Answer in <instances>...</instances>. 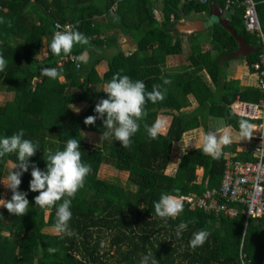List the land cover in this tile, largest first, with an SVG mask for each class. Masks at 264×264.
I'll list each match as a JSON object with an SVG mask.
<instances>
[{
	"label": "trees",
	"instance_id": "obj_1",
	"mask_svg": "<svg viewBox=\"0 0 264 264\" xmlns=\"http://www.w3.org/2000/svg\"><path fill=\"white\" fill-rule=\"evenodd\" d=\"M255 1L264 31V0ZM214 2L231 11L230 27L245 43L261 47L258 35L245 27L239 0H233L230 8L226 0ZM209 12V0H0V55L7 61L0 72V138L23 129L24 139L39 142L30 165L41 170L46 168L49 150L62 151L69 138H76L82 162L92 169L71 201L69 227L75 235L67 236L49 231L55 229L56 207L45 210L35 205L39 193L29 191V167L19 186L28 193L27 214L15 216L0 207V264H139L148 253L158 264H240L242 242L250 261L264 264V219L246 223L243 214L216 216L183 203V212L165 222L154 211V202L162 194L180 199L190 193L203 194L206 183L219 188L228 155L251 159L241 141L223 146L219 159L203 154L201 146L189 149L167 173L173 150L186 133L200 127L205 133L214 131L222 120L239 136L240 119L259 122L232 111L238 100L258 103L263 93L258 85L227 79L215 56L235 52L239 43L221 22L215 21L208 32L211 50H204L191 38L188 65L176 70L167 67L168 60L183 58L182 40L174 37L171 27L182 18ZM56 22L71 25L89 44L75 45L67 56L53 55L49 44L58 31ZM121 38L133 43L132 52L122 50ZM260 52L248 59L250 67L259 60ZM85 54L86 62L76 59ZM102 61L108 69L100 76L97 67ZM45 67L57 68L60 76L41 75ZM116 73L143 81L147 91L153 85L164 91L162 101L146 103L147 115L139 121L140 129L129 148L116 140L101 139L100 144L92 145L84 139L86 133L101 136L104 131L102 120L94 125L84 121L96 115L95 105L107 98L103 86ZM83 104L82 110L74 111L73 106ZM160 118H168L169 127L150 139L144 125L151 126ZM15 161V154L0 159V181L11 170L7 162ZM105 165L126 172V182L102 178L99 172ZM199 170L202 176L197 174ZM3 192L0 182V199ZM11 195L9 191L6 200ZM182 222L187 228L178 239L175 231ZM201 230L209 236L202 246L192 249L189 241ZM50 248L56 251L49 252Z\"/></svg>",
	"mask_w": 264,
	"mask_h": 264
},
{
	"label": "clouds",
	"instance_id": "obj_2",
	"mask_svg": "<svg viewBox=\"0 0 264 264\" xmlns=\"http://www.w3.org/2000/svg\"><path fill=\"white\" fill-rule=\"evenodd\" d=\"M89 44V39L81 32L67 28L64 31H56L53 34L49 49L55 56L62 53L67 56L71 54L75 45L85 46ZM78 61H87L86 55L76 57ZM7 67V61L0 55V72ZM41 75L50 79H57L60 72L57 68H42ZM165 84L170 81L165 80ZM107 94L106 99H101L94 108L96 115L88 116L84 123L94 125L97 119L102 120L103 129L101 138L119 141L123 148H129L131 138L139 131L140 123L147 115L145 105L147 102L153 104L164 99V91L160 85H153L151 91L146 90L143 81H133L127 75L116 73L111 80L104 85ZM73 106V105H72ZM74 111H79L73 106ZM221 125L223 121L219 122ZM239 137L242 140H251L256 125L247 119H240ZM144 128L150 139H156L161 134L163 125L157 120L151 126L145 124ZM216 128L208 131L202 141V152L219 159L222 154V147L232 143V137L228 132ZM25 132L20 129L17 133L0 138V158L6 155L15 154L16 161L13 168L9 171L2 182L4 187L12 193L11 199H0V206L7 209L9 214L24 216L29 209L27 192L19 190L22 183L21 177L28 172L31 166V177L29 191L37 192L39 195L34 197L35 205L41 209L56 207V223L54 225L57 233L73 236L75 232L70 229L69 221L72 217L71 201L76 193L84 187L86 177L91 173V166L82 162V152L80 151L79 141L76 138H69L66 147L62 151L47 153L46 168L41 170L36 164L30 165V158L39 149V142L34 143L29 139H24ZM15 169V171H14ZM62 201V202H60ZM57 202H60L57 206ZM184 210L183 203L176 197L169 194H162L157 202H154L155 214L167 222L168 218L175 219ZM187 224L180 223L176 227L175 235L179 239L182 232L186 230ZM209 233L201 230L193 233L189 241V246L195 249L202 246ZM56 249H49L55 252ZM139 264H158L157 259L151 254L141 256Z\"/></svg>",
	"mask_w": 264,
	"mask_h": 264
},
{
	"label": "built area",
	"instance_id": "obj_3",
	"mask_svg": "<svg viewBox=\"0 0 264 264\" xmlns=\"http://www.w3.org/2000/svg\"><path fill=\"white\" fill-rule=\"evenodd\" d=\"M190 1V0H188ZM204 3L206 0H199ZM227 8L232 6L233 0H226ZM239 6L244 8V24L247 31L256 33L259 37V60L251 67L258 75V86L263 99L258 103H247L238 100L232 105V111L244 118L259 120L251 140H245L242 149L246 150L250 160L237 159L235 155H228L224 174L219 188H210L206 183L203 194L190 193L182 196L180 201L190 209H202L213 212L216 216L234 218L243 214L246 223L250 219H264V31L261 28L255 0H239ZM156 14H159L156 11ZM58 31L71 28L55 23ZM251 144V145H250ZM250 145V146H249ZM240 246V264H254Z\"/></svg>",
	"mask_w": 264,
	"mask_h": 264
},
{
	"label": "crops",
	"instance_id": "obj_4",
	"mask_svg": "<svg viewBox=\"0 0 264 264\" xmlns=\"http://www.w3.org/2000/svg\"><path fill=\"white\" fill-rule=\"evenodd\" d=\"M209 5H210V12L209 13L202 14V15L193 14L187 18H182L180 21L176 22L174 24V26L171 27L174 37L180 38L182 40L183 58L182 59H175V60L174 59L168 60V62H167L168 68H170L172 70H176V68L182 69L183 67L188 65L186 59H187L189 54H187L184 58V55H185L184 54V52H185L184 43H186L188 45V48L190 49L191 45H190L189 39H191V38L197 39V42L202 45V48L204 50H211L212 46H211V42L209 39L210 36H208V34H209L208 32L210 30V27L212 26V24L215 21H219L222 23L225 20L226 14L229 11L227 9H223L220 5L215 3L214 0H209ZM191 22H194V23H191ZM196 22L202 23V29H201V26L199 27L196 24ZM229 25H230V23H229ZM130 44H131V42H130ZM245 44H246V48L245 47L240 48V45H239L238 49L235 52L229 53L226 51H222L220 53H217L215 57H217V62L225 70L228 80L239 81L240 84L245 85V86L258 85V75L255 74L251 69L252 67H250L248 65V59L254 53L259 52L260 47L254 46L252 44H247V43H245ZM130 48H133V43L131 44ZM133 50H134V48H133ZM130 52H132V51H130ZM176 62H177V64H176ZM98 67L102 68V69L105 67V71H106L108 69L107 62L102 61V63ZM103 73H104V71H103ZM204 76H205L207 81L210 80L208 75H206L205 73H204ZM191 101H192L193 105H196V100L193 97L191 98ZM219 125H220L219 128L224 126L223 124L222 125L219 124ZM200 128L202 129V133H203L202 136L200 134H198V136H196L197 134L194 136H191V137L189 136L190 137L189 138L190 143H194V144H196V142L199 143L198 145H194L195 147H192V148L202 146L203 137L206 133L202 127H200ZM196 132H197V130H193V131L186 133L183 137V140L181 142H179L178 144H176L175 147L182 144V142L183 143L186 142V139L188 138L189 134H194ZM228 133H232L234 138H237V137L240 138L233 131H231L230 128L228 129ZM233 141L239 142V141H242V139L233 140ZM192 148H189V149H192ZM176 160H177V158H176Z\"/></svg>",
	"mask_w": 264,
	"mask_h": 264
},
{
	"label": "rangeland",
	"instance_id": "obj_5",
	"mask_svg": "<svg viewBox=\"0 0 264 264\" xmlns=\"http://www.w3.org/2000/svg\"><path fill=\"white\" fill-rule=\"evenodd\" d=\"M157 16H158V19L160 21L161 20L160 14H157ZM119 42H120V45H121V48H122L123 51H126V52L133 51V48H130L132 43L130 44L129 39H127V38L126 39L125 38H121L119 40ZM184 48H185V52H184V54H185L184 55V58H185V56L187 54H189L190 49L188 48V45L186 43H184ZM176 64H177V62H176ZM103 71L105 72V67L103 69L102 68H99V67L97 68V72H98V74L100 76L103 75ZM103 88H104V86H103ZM83 108H84V104L83 105H79V106L76 107V109H79V111L82 110ZM159 121H161V123L163 125L162 133L166 132L167 129H168V127H169V119L168 118H160ZM227 128L228 127H226V126H222L221 127V129H222L221 134L223 132H225V131L228 132V129L229 128L228 129ZM196 130H197L196 133L189 134L188 135V138L186 139V142H184V143L182 142V144H180L179 146H177V147L174 148V150H173L172 164L170 166V169L167 171V173L172 172L176 168V165L178 163L177 160L179 159V157L183 156L188 151L189 148L195 147L194 145H198L199 144L198 142H196V144H194V143H190V141H189V138L191 136L196 135V134H197L196 136H198V134H200L202 136V134H203L202 133V129L201 128H198ZM229 134L232 137V141L233 140H239V139H241V138H238V137L237 138H234V136L232 135V133H229ZM84 137H85L84 139L88 143H90L92 145H98V144H100L101 143V139H102L101 136L96 135L94 133H86ZM241 142L243 143V142H245V140H242ZM176 158H177V160H176ZM13 165L14 164H12L11 162H7V166L9 168L12 169L13 168ZM99 174L104 179H115V178H119L122 184H124L126 182L127 177H128V174L126 172H117L116 170H114L113 168H111L110 166H107V165L102 166ZM197 174L199 176H202V170H199L197 172ZM1 185L4 188V192L2 194V199L3 200H6V196L9 193L10 190L7 189V188H5L2 182H1ZM178 200H180V199H178ZM0 207H2V206H0ZM49 231L50 232H53V233H56L55 229H50Z\"/></svg>",
	"mask_w": 264,
	"mask_h": 264
},
{
	"label": "water",
	"instance_id": "obj_6",
	"mask_svg": "<svg viewBox=\"0 0 264 264\" xmlns=\"http://www.w3.org/2000/svg\"><path fill=\"white\" fill-rule=\"evenodd\" d=\"M221 12V11H220ZM232 19V14L231 12L229 11L226 16H225V20L222 22V25L225 29H227L234 37L235 39L237 40V42L239 43L240 45V48H246V44L244 42V39L242 36L238 35L229 25L230 21ZM191 23H194V22H191ZM196 24L200 27L201 26V29H202V23L201 22H196Z\"/></svg>",
	"mask_w": 264,
	"mask_h": 264
}]
</instances>
